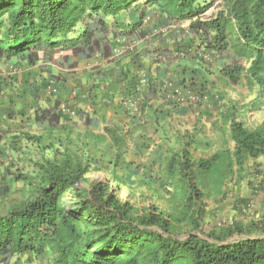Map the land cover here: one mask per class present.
<instances>
[{
  "label": "trees",
  "instance_id": "16d2710c",
  "mask_svg": "<svg viewBox=\"0 0 264 264\" xmlns=\"http://www.w3.org/2000/svg\"><path fill=\"white\" fill-rule=\"evenodd\" d=\"M213 3L0 0V60L26 66L49 62L71 73L80 60L96 56L115 67L123 55H116L113 42L139 41L138 47L143 48L147 41L144 20L149 10L158 8L172 27L168 33L171 42L188 37L197 41L198 48L216 57L220 76L229 85L264 89V0H222L221 10L205 16ZM131 11L134 18L129 20ZM179 53L185 55L167 48L143 55H154L159 66ZM56 80L62 81L60 77ZM55 107L38 110L34 122L48 130L55 128L60 122ZM78 117L96 126V120L83 117L81 111ZM228 132L231 149H221L206 159H194L190 151L181 149L166 159L164 174L167 179L178 175L176 191L183 193L188 207L203 197L199 189L204 183L198 185L200 181L221 186L227 174L243 171L247 160L264 157V119L254 129L230 120ZM26 138L37 144L42 139ZM88 171L89 163L64 152L38 163L33 176L13 177L15 182L24 181L31 194L0 213V263L23 253H45L51 264H264V237L225 243L234 231L241 233L236 228L209 234V240L191 234L178 239L171 233L173 218L154 208L136 214L110 182L95 180L88 188L78 189ZM67 193L72 198L67 199ZM189 220L196 225L194 217Z\"/></svg>",
  "mask_w": 264,
  "mask_h": 264
},
{
  "label": "rangeland",
  "instance_id": "374dc122",
  "mask_svg": "<svg viewBox=\"0 0 264 264\" xmlns=\"http://www.w3.org/2000/svg\"><path fill=\"white\" fill-rule=\"evenodd\" d=\"M221 9L222 0H214L205 16H211ZM152 15L147 16L149 20L144 25L148 40L144 48L139 50L140 54L161 48L163 44L172 41L168 37L172 27L167 25L160 14ZM127 17L132 20L134 12L128 13ZM185 26L183 23L182 28ZM174 31L178 35V31ZM174 44V52L185 53H179L173 61L179 63L176 69L180 71L177 75L182 77L185 72L189 73L187 80L189 86L194 88H189L192 95L196 92V84L190 82L193 80L192 73L197 70L200 73L198 81L202 83H199L198 89L204 90L205 100L198 106L199 113L191 109L189 104L193 103L183 100L186 98L184 90L177 93L180 98L170 99L167 103L171 107L167 124L156 123L152 127L138 125L136 130L152 136H162L159 137L160 140L167 138L164 146L162 141L155 143L157 136L151 144L132 141L133 129L128 130L121 125L108 126L107 131L101 124L97 130L84 132L77 118L76 127L71 133L66 129L42 133V136H38L45 140L38 144L41 145L40 148L26 147L29 151L20 152L19 157L0 158V172L8 168L5 178L0 179V209L5 211L23 199L25 194H31L24 181L13 180L15 175L33 176L37 172V164L42 160L51 159L53 154L61 157L67 152L89 163V171L77 185L78 189L88 188L95 180H106L110 185L117 186L119 197L128 200L136 214H144L154 208L173 218L174 229L171 233L178 239L191 234L209 240V234L234 231L236 228L241 233L234 231L225 243L263 238L264 158L247 160L244 170L227 174L221 186L211 184L209 180L200 181L198 185L204 183L199 189L203 197L201 200H194L190 207L184 202L186 197H183V193L176 191L180 185L177 182L178 175L167 179L164 174L166 159L181 149L190 151L194 159H206L221 149H231L233 144L228 132L230 120L242 123L247 129H254L264 119V89L229 85L219 74L216 57L198 48L197 41H190L188 37L177 40ZM150 58L154 61L155 56ZM0 63L4 67V62ZM145 147H152L151 151H144ZM66 198H72L71 194L67 193ZM191 216L196 225L191 224ZM176 219L182 221L177 222ZM46 256L45 253L40 254L32 257L33 262L31 260L26 263L51 264L50 260L44 261Z\"/></svg>",
  "mask_w": 264,
  "mask_h": 264
},
{
  "label": "crops",
  "instance_id": "0c3cea01",
  "mask_svg": "<svg viewBox=\"0 0 264 264\" xmlns=\"http://www.w3.org/2000/svg\"><path fill=\"white\" fill-rule=\"evenodd\" d=\"M149 12L150 15L153 14L152 16L160 14L158 8H152ZM143 31L145 33L144 27ZM164 45L161 48L175 51L173 42ZM113 46L116 55H123L115 67L106 65L104 60L95 56L80 60L71 73L56 68L49 62L26 66L15 60H0L4 62V67L0 63V158L19 157L20 152L29 151L26 147H41L27 139V135L42 136V133H51L57 129H66L71 133L76 127L77 120L83 126L84 132L97 130L101 124L107 131L108 126L121 125L128 130L133 129L132 141H145L151 144L157 135L152 136L136 128L139 124L152 127L156 123H168L171 107L167 103L171 101L170 99L180 98L177 93L184 90L187 96L190 94L189 88L194 89L189 86L187 80L189 73L185 72L184 76H178L177 72L180 70L176 68L179 63L173 62L175 60L163 61L158 69V64L147 54L139 53L144 47H138L136 41H115ZM103 73L106 76L103 77ZM199 74L198 70L192 73L193 80L190 82L196 84L195 88L202 83L198 81ZM57 77L61 78V83L57 82ZM183 78L186 81L183 82ZM61 104L75 109L76 117L61 115L58 112ZM55 105H58L57 108ZM189 105L193 111L199 113L198 105ZM54 107L60 116V122L55 128L48 130L34 122L38 110H53ZM79 111L83 117L96 120V126H90L84 119L78 117ZM159 137L162 136H157L158 140L155 143L167 139L164 137L160 140ZM43 140L45 139H41L39 144ZM164 145L165 142L162 143V146ZM151 148L145 147L144 151H151ZM7 170L8 168L5 171L2 169L0 179L5 178ZM7 210L0 209V213L5 214ZM32 257L38 255L23 253L19 258H9L0 264H29L31 260L33 262ZM44 261H49V257L46 256Z\"/></svg>",
  "mask_w": 264,
  "mask_h": 264
},
{
  "label": "built area",
  "instance_id": "2783aa9c",
  "mask_svg": "<svg viewBox=\"0 0 264 264\" xmlns=\"http://www.w3.org/2000/svg\"><path fill=\"white\" fill-rule=\"evenodd\" d=\"M147 21H148V18H146L144 20V23H147ZM121 41H125V40H121ZM121 41H117V42H121ZM115 53H116V51H115ZM181 99H183V98H181ZM183 100H186V101L187 100L188 101H204L205 97L204 96L198 97V95H197V100H196L195 95H190L188 98H184ZM58 112L61 115H64V116L69 117V118H75L77 115V111L75 109L68 107L67 105H64V104L59 105Z\"/></svg>",
  "mask_w": 264,
  "mask_h": 264
},
{
  "label": "clouds",
  "instance_id": "9594fccd",
  "mask_svg": "<svg viewBox=\"0 0 264 264\" xmlns=\"http://www.w3.org/2000/svg\"><path fill=\"white\" fill-rule=\"evenodd\" d=\"M146 18H148V17H146ZM146 18H145V19H146ZM148 20H149V18H148ZM145 24H146V23L143 24V27H144ZM146 40H148V39H147V36H146ZM125 41H127V40H125ZM137 45H139V41H137ZM217 69H218V68H217ZM219 74H220V73H219ZM190 95H192V94H187L188 97H189ZM193 95H195L196 100H197V95H198V97H200V96L202 97V96L205 95V94H204V90H199L198 87H197V88H196V92H195ZM187 96H186V98H188ZM187 101H188V100H187ZM190 102L193 103V104H196V105H198V106L202 103V101H190ZM198 103H199V104H198Z\"/></svg>",
  "mask_w": 264,
  "mask_h": 264
}]
</instances>
